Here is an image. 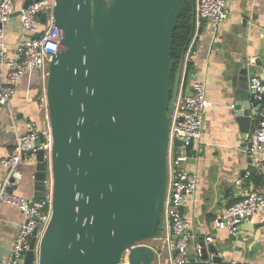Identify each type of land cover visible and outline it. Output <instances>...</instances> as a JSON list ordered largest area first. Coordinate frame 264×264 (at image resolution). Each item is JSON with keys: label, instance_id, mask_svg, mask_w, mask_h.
<instances>
[{"label": "water", "instance_id": "1", "mask_svg": "<svg viewBox=\"0 0 264 264\" xmlns=\"http://www.w3.org/2000/svg\"><path fill=\"white\" fill-rule=\"evenodd\" d=\"M186 1L56 0L62 36L46 81L52 215L39 239L34 231L24 264H122L127 249L128 264H155L152 246L133 245L164 234L170 125L185 56L171 87L172 46ZM259 44L254 63L264 67V26ZM252 66L251 58L234 57L229 82L245 138L264 103V93L249 91ZM46 176L39 149L35 198H44ZM253 232L251 256L263 247L258 228ZM212 253L221 264L220 250L205 242L200 259L191 255L186 264H208Z\"/></svg>", "mask_w": 264, "mask_h": 264}, {"label": "built area", "instance_id": "2", "mask_svg": "<svg viewBox=\"0 0 264 264\" xmlns=\"http://www.w3.org/2000/svg\"><path fill=\"white\" fill-rule=\"evenodd\" d=\"M0 0V36L4 37L3 25L10 17L20 11L21 26L28 35L16 44V56L9 57L5 42L0 46V105L8 106L16 94L23 78L29 70L40 72L43 81V92L40 94V109L46 116L41 126L37 122L29 123L28 131L18 134L17 143L9 156L0 160L7 170V175L0 177V203L17 207L24 214V220L14 238L8 256L1 264H24L26 252L30 249L34 231L38 228V239L48 225L52 215L53 178L51 174L52 132L48 120L46 81L49 74V63L59 48L61 31L56 25L54 7L56 0H32L27 7L21 0ZM194 3V32L184 56V68L178 94L175 100L168 149V184L163 215L164 234L137 242L133 246L147 244L155 251V264H186L189 256L200 259L202 243L196 239L193 231V219L183 211L189 196L198 189V176L191 170L190 163L194 155L190 152L192 145L202 138L203 117L210 106L206 84L203 81L193 82L189 91H185V72L188 62L193 59L195 45L204 26L217 30L230 15L227 0H192ZM46 15L43 25L41 15ZM40 36L35 38L34 35ZM249 91L256 98L264 93L262 77L253 75L249 79ZM43 137L40 146L37 142ZM175 141H178L176 149ZM39 149L44 150L47 176L45 178L44 198H29L10 191L16 185L13 172L26 160H36ZM247 151L256 156L254 165L264 175V103L260 109L258 121L251 133ZM246 175L251 176L248 171ZM34 177V175H33ZM257 213H264V181L254 187L244 198L233 203L214 220L216 228H226L229 234L237 236L239 226L244 220L251 219ZM264 222V217L261 219ZM207 243L214 237L208 234ZM38 240L36 243V250ZM192 249V252H190ZM127 249L122 264H128ZM214 254H209L206 262L216 264ZM32 264H38L37 258ZM226 264H248L231 260Z\"/></svg>", "mask_w": 264, "mask_h": 264}, {"label": "crops", "instance_id": "3", "mask_svg": "<svg viewBox=\"0 0 264 264\" xmlns=\"http://www.w3.org/2000/svg\"><path fill=\"white\" fill-rule=\"evenodd\" d=\"M229 17L217 30L204 26L197 41L193 56V67L185 91H189L196 80L206 84L210 106L203 117L202 138L195 142L190 152L194 155L190 168L198 176V189L189 196L183 211L193 219V231L197 240L206 242L208 234L220 250L221 264L231 260L248 264H264V213H257L244 224H240L237 236L226 228L214 227L213 220L233 203L241 200L254 187L261 184L253 172L256 156L247 151L252 130L245 138L233 113V97L230 80L233 77V59L237 55L249 57L253 62L254 74L264 79V67L255 65L259 55V33L264 26V0H227ZM18 6L22 1L18 0ZM1 27V25H0ZM9 57L16 56V44L28 33L21 26L19 15L3 25ZM43 92L42 76L37 70H29L8 106L0 105V160L9 156L17 143L18 134L29 129L35 121L41 126L45 112L40 109V94ZM36 160L20 163L16 172L18 184L15 192L29 198L35 197ZM250 171L251 176L246 173ZM262 174V173H261ZM7 170L0 163V177ZM24 220V214L17 207L0 203V264L8 256L14 238ZM254 228L260 231L263 247L252 256L250 250L255 244ZM192 252V249H190ZM213 254V253H212ZM211 255V254H210Z\"/></svg>", "mask_w": 264, "mask_h": 264}, {"label": "trees", "instance_id": "4", "mask_svg": "<svg viewBox=\"0 0 264 264\" xmlns=\"http://www.w3.org/2000/svg\"><path fill=\"white\" fill-rule=\"evenodd\" d=\"M193 18H194V3L192 0H187L185 8L178 19L177 28L173 39V46H172L173 74H172L171 87L173 85L174 74L177 69V65L180 61L183 52L186 51L191 36L194 32ZM196 46L197 43L195 45L194 51L196 49ZM192 67H193V59H191L187 64V68L185 72L186 83L189 80ZM253 175L256 176L260 182H262V180L264 179V175L259 173V171L253 172Z\"/></svg>", "mask_w": 264, "mask_h": 264}]
</instances>
